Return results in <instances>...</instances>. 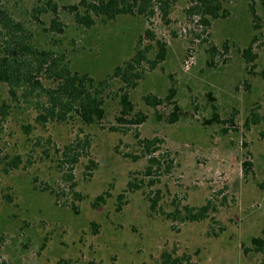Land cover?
<instances>
[{"label": "rangeland", "instance_id": "374dc122", "mask_svg": "<svg viewBox=\"0 0 264 264\" xmlns=\"http://www.w3.org/2000/svg\"><path fill=\"white\" fill-rule=\"evenodd\" d=\"M47 1L0 4L25 24L38 48L65 54L74 71L97 82L108 80L101 93L106 115L94 124L71 117L42 127L35 119L43 97L12 101L0 82V107L8 105L7 115L0 111V264H160L164 252L180 258L178 264H258L261 254L245 253L244 246L251 248L264 226L263 0H224L226 17L208 24L188 13L190 0H180L168 21L158 11L98 20L92 28L80 27L63 8L78 0H53L63 34L46 32L34 19L32 10ZM48 15H40L47 24ZM140 38L153 46L149 58H156L158 42L166 43L167 55L153 69L144 62L142 79L125 86L110 74L135 54ZM250 44L256 58L247 63ZM172 87L170 102L145 101L165 98ZM127 102L128 118L143 112L147 119L120 123ZM213 105L220 122H211ZM143 139H154L151 153ZM68 145L74 153L64 157ZM16 155L22 163L6 173L3 162ZM151 156L160 165L149 172ZM244 161L252 164L247 172ZM130 181L138 187L129 188ZM100 194L106 201L94 205ZM207 203L205 219L173 220L185 206Z\"/></svg>", "mask_w": 264, "mask_h": 264}, {"label": "trees", "instance_id": "16d2710c", "mask_svg": "<svg viewBox=\"0 0 264 264\" xmlns=\"http://www.w3.org/2000/svg\"><path fill=\"white\" fill-rule=\"evenodd\" d=\"M178 1L180 0H78L74 4L63 6V8L68 10L74 22L80 27L92 28L98 20L108 22L120 15L153 16L158 11L161 13L163 20L168 21L171 9ZM223 2L224 0H190L187 11L190 15L200 16V21L208 24L211 18L226 17L227 10ZM250 8L255 25H257L260 16L253 4ZM32 11H34V19L38 24L43 23L45 25L46 32L64 33L65 24L60 18V7L55 1L48 0L43 6L37 4ZM43 14H49L48 24L40 19V15ZM145 35L152 41H156V36L152 31L147 30ZM158 46L159 50L156 58L151 59L148 55L153 46L151 44L144 46L140 38L135 54L122 64L115 66L112 74H110L111 79H119L125 86L135 87L138 81L142 79L139 69L144 62H147L150 68L153 69L166 58V43L158 42ZM252 50V44L244 49V58L247 63L253 62L256 58V54ZM70 63V60L63 53L38 48L34 42L33 34L25 24L17 20L10 11L0 4V82L7 85L12 101H17L20 96L32 95V93H37L38 96L43 97V100L40 99L37 102L38 110L35 119L42 127H45L51 121L66 122L71 117H77L86 124H94L106 115L101 93L102 89L108 84V80L97 82L98 80L88 73L74 71ZM100 85L101 87H99ZM174 95L175 89L172 87L165 98L156 95H148L144 98L147 104L156 107L165 102H170ZM7 107L6 103H3L0 107L3 116L7 115ZM131 109L132 106L127 102L121 111V115L117 118L120 123L140 124L147 119L146 114L143 112L128 118ZM213 109L214 115L211 122H220L215 105H213ZM174 114L175 116L171 118V122L178 119V114ZM23 128L26 133L30 132L31 125H24ZM141 142L144 148L147 149V153L153 151L151 148L154 145V139H143ZM72 153L74 151L70 145L65 146L62 152L64 157ZM71 157L74 163L78 162V154H73ZM21 163L22 158L16 155L9 162H3L4 171L7 173L12 169H16ZM156 164L160 165V159L151 156L147 171L150 172ZM251 165L249 161L243 162L246 172L249 171ZM69 177L68 179L73 178L72 175ZM68 179L66 178V180ZM71 186L75 188L76 183ZM128 186L129 188L138 187L132 181L128 183ZM53 193L56 197H59L56 191H53ZM75 193L80 195L76 191ZM104 201H106L105 194H100L93 204L98 205ZM150 201L151 209L155 210L157 199L152 198ZM178 212L180 215L177 216L174 213L173 220H202L208 215L209 203L198 209L185 206L184 212L179 210ZM251 244V248L244 246V252L248 253L252 250L261 254V260L258 264H264V226L260 234L251 239ZM179 260L181 259L173 257L171 253L164 252L160 264H178Z\"/></svg>", "mask_w": 264, "mask_h": 264}]
</instances>
